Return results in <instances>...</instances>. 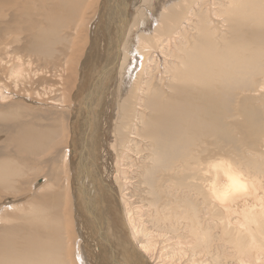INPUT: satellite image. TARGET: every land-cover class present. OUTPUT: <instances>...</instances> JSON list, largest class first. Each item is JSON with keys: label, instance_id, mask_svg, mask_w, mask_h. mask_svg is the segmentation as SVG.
<instances>
[{"label": "bare ground", "instance_id": "obj_1", "mask_svg": "<svg viewBox=\"0 0 264 264\" xmlns=\"http://www.w3.org/2000/svg\"><path fill=\"white\" fill-rule=\"evenodd\" d=\"M0 264H264V0H0Z\"/></svg>", "mask_w": 264, "mask_h": 264}, {"label": "rangeland", "instance_id": "obj_2", "mask_svg": "<svg viewBox=\"0 0 264 264\" xmlns=\"http://www.w3.org/2000/svg\"><path fill=\"white\" fill-rule=\"evenodd\" d=\"M6 113H7V114H8V113H9V114H11V113H12V111H10V110H9V111H7Z\"/></svg>", "mask_w": 264, "mask_h": 264}]
</instances>
